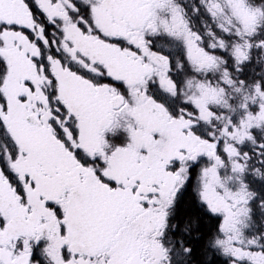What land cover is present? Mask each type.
Segmentation results:
<instances>
[{
  "label": "flooded vegetation",
  "instance_id": "flooded-vegetation-1",
  "mask_svg": "<svg viewBox=\"0 0 264 264\" xmlns=\"http://www.w3.org/2000/svg\"><path fill=\"white\" fill-rule=\"evenodd\" d=\"M152 1L0 0V131L4 130L17 148L16 154L7 153L12 158L17 155L18 141L32 145L37 155L36 186L53 194L71 193L78 199L68 206L72 211L69 219L56 213L55 225L46 224L50 233L42 232L43 237L55 243L48 257L50 264H86L89 235L81 232L78 239H73L70 228L85 225L91 214L87 210L112 211L119 204L120 194L139 193L137 188L121 187L120 181L127 179L130 170L115 157L120 144L125 142L124 134L118 129L120 122L132 125L138 122L147 129L148 119L158 114L155 107L146 109L144 104L149 101L151 107L157 101L148 78L153 67L162 72L155 77L167 76L153 78L154 81L176 80L174 75H168L172 55L167 51L213 46L214 51L241 50L246 55L250 51V57L242 59L241 77L230 79L243 83L251 79L260 82L264 78V0H208L214 17L212 36L203 34L205 41L195 44L183 43L178 38L182 28L179 20L183 19L181 10L178 21L167 20L163 13L157 16ZM176 1L179 9L189 2ZM192 3L199 8V0ZM191 18L197 25L199 11L196 16L193 9ZM196 29L198 34L202 33L198 26ZM173 30L174 39L167 33ZM210 38L213 40L209 42ZM141 63L144 70L138 76L137 65ZM225 88L221 92L229 97ZM62 90L68 102L62 97ZM7 95L15 100L13 114L17 123L14 122L12 129L6 117ZM120 98L123 102L114 108L113 100ZM259 111L264 112V106ZM213 112L225 111L213 108L210 113ZM160 113L167 116L166 109ZM226 116L225 113L224 122ZM198 142L211 143L209 139ZM100 145L102 152L97 155ZM57 147L63 153L59 162L53 157L46 163L40 157ZM109 156L113 159L111 168ZM2 157L0 154V183L10 192L18 193L6 175L9 165ZM17 157L25 156L20 152ZM46 165L51 166L52 173H45ZM13 173L23 189L21 176ZM95 193L111 194L112 199L89 197L83 201L87 194ZM150 217L147 224H151ZM164 239L162 236L160 241ZM37 251L40 253L41 249L37 247ZM180 252L184 253L169 254ZM36 255L33 264H45L43 257ZM219 255L224 263H230L225 250H219Z\"/></svg>",
  "mask_w": 264,
  "mask_h": 264
},
{
  "label": "rangeland",
  "instance_id": "rangeland-1",
  "mask_svg": "<svg viewBox=\"0 0 264 264\" xmlns=\"http://www.w3.org/2000/svg\"><path fill=\"white\" fill-rule=\"evenodd\" d=\"M188 1L186 5L195 10L196 16L199 11L197 25L192 23L185 6L183 9L177 7L179 3L176 0H153L151 7L157 16L163 13L167 20L174 21H178L181 10L183 19L179 20L182 25L179 40L203 43V34L212 36V5L208 0H199L197 9L192 0ZM216 21L222 22L223 19ZM197 26L202 33L198 34ZM194 28L196 31L193 32ZM167 33L174 39V30ZM211 40L213 38L209 42ZM214 50V46L185 48V59L176 66V80L154 81L153 78L167 76L155 77L162 72L157 67L151 70L148 76L151 78L150 89L157 90L158 98L164 102L156 98V104L151 107L149 101L144 104L146 109L155 107L159 110L155 117L148 119L147 129L138 122L133 125L120 122L118 132L124 134L125 142L120 144L115 155L121 164L128 165V181L132 177L129 183L127 179L121 180V187L140 191L120 194L119 204L112 211L87 210L91 214L85 225L70 228L73 239H78L81 232L89 235L86 264H170V252H185L181 240H178L177 248L171 246L174 242L171 238L174 232L171 210L177 192L190 178L191 172L196 174L200 200L222 219L221 237L215 248L228 253L231 258L229 264H264V233L259 234L264 227V206H254L261 217L251 219L252 196L247 187L264 174L245 173L247 164L243 171L238 159L240 146L251 139L249 132L264 131V112L259 111L264 106V84L256 79L244 80L243 83L230 79L241 77L242 59L249 58L250 51L246 55L241 50ZM251 53L253 56L256 54L254 51ZM227 63L230 64L228 68ZM143 70L142 63L137 65L138 76L143 74ZM251 74L249 72V78ZM168 75H171L170 70ZM222 87L228 90L229 97L221 92ZM62 97L68 102L64 90ZM6 101L7 123L12 129L14 122L17 123L13 114L15 100L7 95ZM213 108L225 112L210 113ZM163 109L167 112L165 117L160 113ZM225 113L226 122L222 119ZM13 132L16 137V131ZM203 139H209L211 143L198 142ZM17 143V155L12 158L5 153L2 158L12 171L19 173L25 186L23 194L19 195L0 183V264H33L35 247L41 249L36 254L43 257L45 264H50L48 257H51L55 243L43 237L42 232L50 233L46 224L55 225L56 213H62L69 219L72 211L68 206L78 199L71 193L53 194L37 187V168L34 165L37 155L32 150L33 146L23 141ZM102 148V145L97 147V155ZM20 152L25 156L23 159L17 157ZM62 155L57 147L40 157L43 160L50 158V161L55 157L59 162ZM125 155L124 160L122 157ZM245 160H249L247 155ZM108 162L111 168V156ZM44 171L52 173L51 166L48 168L46 165ZM242 171L245 173L243 178ZM77 172L81 173L80 170ZM16 196H19L18 200ZM89 197L112 199L111 194L95 193L87 194L83 201H88ZM150 215L151 224H147ZM100 219L103 222H99ZM248 230L252 236L246 234ZM162 236L165 239L160 241ZM179 263L186 264L184 258Z\"/></svg>",
  "mask_w": 264,
  "mask_h": 264
},
{
  "label": "trees",
  "instance_id": "trees-1",
  "mask_svg": "<svg viewBox=\"0 0 264 264\" xmlns=\"http://www.w3.org/2000/svg\"><path fill=\"white\" fill-rule=\"evenodd\" d=\"M185 9L189 14L193 11V8L190 9L189 5H186ZM167 52L172 55V63L169 68L170 73L171 75L175 74L174 77H177L176 66H178L181 61H184V50L170 49ZM260 82L262 85L264 84L263 79H261ZM155 91L157 99L163 101V99L158 98L157 90ZM249 134H251V139L244 145L240 146L238 159L243 165V171L245 163L247 164L245 173L264 174V131L259 132L257 130H251ZM16 149L17 148L10 136L4 130H1L0 154H5L7 152L9 154H16ZM245 155L249 158L248 161L245 160ZM244 174L242 175V178ZM6 175L9 181L18 188V194L22 195V184L18 181L17 176L10 168H7ZM196 186V174L191 172L190 178L182 187L184 189L178 192L176 200L174 201L171 210V224L172 226L174 225V232L172 235L174 242L171 246L177 248L178 240H181L185 252L179 256L177 254L172 256L169 254L172 259L169 263L180 264L179 261L184 258L186 264H228L224 263V258L219 255V250L215 248L216 241L221 237L222 219L219 215L215 213L213 214L205 203L200 200ZM247 187L252 196L250 202V217L253 220H257L261 217V213L258 210H255L254 206L259 204H261L262 208L264 206V176H259L256 183L248 184ZM263 233L264 227L259 234L262 235ZM246 234L252 236L250 230H248ZM34 249H36L34 256H37V247ZM172 252L176 253V251Z\"/></svg>",
  "mask_w": 264,
  "mask_h": 264
},
{
  "label": "water",
  "instance_id": "water-1",
  "mask_svg": "<svg viewBox=\"0 0 264 264\" xmlns=\"http://www.w3.org/2000/svg\"><path fill=\"white\" fill-rule=\"evenodd\" d=\"M123 102V99L120 98V100H113L112 106L114 108L118 107Z\"/></svg>",
  "mask_w": 264,
  "mask_h": 264
}]
</instances>
